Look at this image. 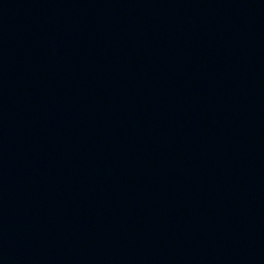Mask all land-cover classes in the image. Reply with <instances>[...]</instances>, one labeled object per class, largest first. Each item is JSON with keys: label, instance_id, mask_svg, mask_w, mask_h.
Returning <instances> with one entry per match:
<instances>
[{"label": "water", "instance_id": "obj_1", "mask_svg": "<svg viewBox=\"0 0 264 264\" xmlns=\"http://www.w3.org/2000/svg\"><path fill=\"white\" fill-rule=\"evenodd\" d=\"M0 264H264V0H0Z\"/></svg>", "mask_w": 264, "mask_h": 264}]
</instances>
